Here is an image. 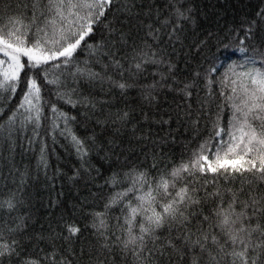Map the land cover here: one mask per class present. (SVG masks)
<instances>
[{
	"label": "snow or ice",
	"instance_id": "6c2138e0",
	"mask_svg": "<svg viewBox=\"0 0 264 264\" xmlns=\"http://www.w3.org/2000/svg\"><path fill=\"white\" fill-rule=\"evenodd\" d=\"M119 2L122 7L116 11L121 14L113 15L118 0H16L15 9L0 0L8 9L0 11V140L11 145L29 126L36 137L49 122L45 130L52 132L61 129L63 122L60 134L70 137L87 171L91 165L85 158L91 153L106 160L108 153L115 155V138L95 132L81 138L73 133L69 121L77 117L46 98V86L56 101L82 107L86 119L95 118L105 133L111 130L119 135L132 122L134 109L105 112L109 101L94 97L92 88L99 86L105 92L107 85L108 92L118 90L125 98L137 91L144 102L142 120L149 129L154 123L160 125L161 131L172 121L170 114L167 119L155 118L152 112L162 91L190 101L203 84L206 95L204 99L197 96L196 115L190 104L177 105L175 118L196 124L216 95L213 86L218 84L223 103L217 106L209 137L190 149L187 158L163 169L153 163L155 173L135 165L112 172L104 181L112 191L102 208L90 212L92 228L102 255L107 257L117 248L128 264H154L160 256L173 253L180 264H264V188L260 187L264 185V45L249 46L244 39L238 41V48L224 43L226 51L238 52L243 59L227 64L219 81L215 79L217 63L195 71L190 79H181L171 55L177 45H183L185 29L193 23L184 0H165L166 14L153 13L150 6L145 15L151 22L141 20V13L135 11L136 0ZM257 15L264 20V10ZM129 17L137 21L132 27L143 32L136 39L123 27ZM98 25L109 38L92 42L89 37ZM251 30L246 32L249 39ZM84 50L92 64L99 66L98 71L87 62L81 66L77 53ZM85 85L87 95L81 91ZM225 108L231 112L222 123ZM137 132L144 133L143 128L133 127L132 135L153 146L166 142L163 136H136ZM152 151L156 161L155 147ZM19 204L15 193L0 200V264L5 258L20 256L16 234L23 227V217H14ZM113 209L119 215L114 216ZM63 227L68 237L80 232L71 221ZM19 264L71 261L52 250L37 257L25 256ZM97 264L106 261L98 257Z\"/></svg>",
	"mask_w": 264,
	"mask_h": 264
},
{
	"label": "trees",
	"instance_id": "16d2710c",
	"mask_svg": "<svg viewBox=\"0 0 264 264\" xmlns=\"http://www.w3.org/2000/svg\"><path fill=\"white\" fill-rule=\"evenodd\" d=\"M6 3L11 4L13 9L17 7L16 0H6ZM136 5L135 11L141 13V20L148 22L151 20L145 13L150 6L153 13L159 10L160 13L166 14L168 11L165 0H136ZM184 5L191 9L193 23H189L185 29L183 45H177L171 55L176 64L178 78L190 79L195 71H203L217 63L219 68L215 79L219 81L227 71V64L233 61L239 63L243 59L238 52L226 51L224 43L230 44L232 48H238L240 46L238 41L244 39L245 44L249 46L264 45V20L257 15L264 10V0H184ZM121 7L122 4L118 0L113 6L112 14L120 15L116 9ZM0 11L8 9L4 4H0ZM128 21L123 27L126 32H131L132 39H136L137 33L143 35L139 27H132L137 24L135 17H129ZM249 27L252 29L250 39L246 37ZM101 38L109 37L106 29L98 25L89 40L98 42ZM201 42L202 48L198 52L197 48L201 47ZM77 56L81 66L87 62L94 70H99V66L92 64L87 50L78 52ZM240 70L237 68V71ZM148 79L151 80L152 77L149 76ZM105 89V92H101L99 86L91 89V94L98 100L109 101L108 105L104 106L105 112L134 109L131 111L132 122L119 135L111 130L105 133L95 124V118L86 119L85 109L56 101L53 93L47 91V86L45 88L46 98L56 102L69 116L77 117L76 120L69 121V128L77 136L84 138L95 132L97 136L106 139L115 138L118 145L115 155L108 153L109 159L106 160L101 154L91 153L85 158L91 165L87 171L82 167L83 162L77 155L70 137L67 133L60 134L63 122L61 129L55 132L45 130L50 127L49 122L40 129V135L36 137H33L29 126L25 132L14 137L11 145L0 140V200L7 199L15 193L20 204L14 217H23V227L16 234L20 241V256H14L10 260L5 258L3 264H19L25 256L37 257L52 250L67 258L71 264H97L98 257L105 259L106 264H128L117 248L104 257L92 228L93 217L90 212L102 208L104 199L112 191L104 185V181L112 172L134 165L155 173L153 163H159V167L163 169L166 165L178 162L182 157L187 158L189 150L194 149L212 133L211 121L216 119L217 106L223 103V98L219 96L221 89L216 84L213 86L216 95L205 105L204 113L199 115V122L187 123L184 118L181 120L175 118L177 105L183 107L190 104L193 114L196 115L199 108L197 96L204 99L206 95L203 84L195 89L190 101L164 90L160 93L158 105L152 108V112L155 118L167 119L170 114L172 121L164 125L163 130L158 131L160 125L154 123L149 129L142 120L141 106L144 102L137 91H132L125 98L118 94V90L108 92L107 85ZM81 91L87 95L88 86L85 85ZM230 112V108H225L221 112L222 123L227 122ZM99 114L98 106L96 115ZM133 127L144 129V133L137 132L136 136L143 134H148L152 138L163 136L166 142L153 146L147 140H138L132 135ZM153 147L156 161L152 158ZM161 157L164 158L162 162ZM260 187L264 188V185ZM112 212L114 216L119 215L117 209H113ZM4 219H8L7 215ZM68 221L74 222L80 228L76 236L68 237L63 227L64 222ZM154 264L180 262L173 253L171 256L168 254L160 256Z\"/></svg>",
	"mask_w": 264,
	"mask_h": 264
}]
</instances>
